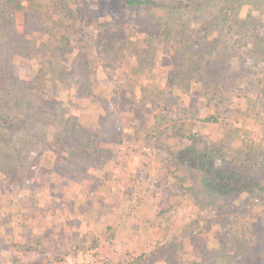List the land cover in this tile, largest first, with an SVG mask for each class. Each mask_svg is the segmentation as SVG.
Returning <instances> with one entry per match:
<instances>
[{
  "label": "rangeland",
  "instance_id": "obj_1",
  "mask_svg": "<svg viewBox=\"0 0 264 264\" xmlns=\"http://www.w3.org/2000/svg\"><path fill=\"white\" fill-rule=\"evenodd\" d=\"M22 1L27 10L29 0ZM56 1L55 8H72L69 19L56 10L53 16L60 19L56 31L68 35L75 51L90 55L93 71L90 92L75 96L71 88L78 79V59L63 60L76 69L67 78L73 97L65 100L64 112L90 122L93 144L109 151L75 149L79 156L69 163V150L54 153L38 144L28 158L25 156V169L17 179L0 176V264H10L13 256L23 263L170 264L166 255L158 253L169 240L178 245V264H242L237 250L247 247L253 222L264 221V206L243 205L241 214L217 216L197 204L186 190L189 180L183 183L178 179L188 176L186 169L177 168L168 153L180 145L172 134L184 115L178 114L179 119L169 126L163 124L160 131L153 126L156 106L172 96L168 87L171 48L160 45L155 55L143 59L139 54L143 47L135 42L134 23H116L111 0ZM35 20L30 16L31 29ZM41 24L49 30L48 19L43 18ZM116 32L121 33L119 37ZM115 38L127 42L120 45L121 51L112 48ZM37 62L17 59L16 74L29 83ZM52 65L54 69L61 66L57 62ZM99 92L107 96L106 106L97 100ZM46 98L36 100L39 108L32 109L37 119L40 113L47 119L53 110ZM187 102L182 95L180 103L186 107ZM258 102L261 100H253L256 107L251 113L257 117L262 113L256 112L264 110V103L257 107ZM110 122L119 132L115 142L106 135ZM191 122L186 129L213 144L223 137L217 126L190 127ZM40 126L38 121L36 127ZM255 137L253 159L261 162L264 149L259 133ZM247 145L239 146L245 149ZM29 170L33 171L30 178ZM24 245L33 248L22 249Z\"/></svg>",
  "mask_w": 264,
  "mask_h": 264
},
{
  "label": "trees",
  "instance_id": "obj_2",
  "mask_svg": "<svg viewBox=\"0 0 264 264\" xmlns=\"http://www.w3.org/2000/svg\"><path fill=\"white\" fill-rule=\"evenodd\" d=\"M111 1L116 23H134L133 35L137 47H143L139 52L143 59L155 55L160 45L171 48L172 79L168 87L172 96L156 106L153 126L160 131L163 124L169 126L179 119L178 114L184 115L172 134L180 145L168 153L174 165L188 173L185 178L178 176L183 183L189 180L186 190L197 204L217 216L241 214L243 205L264 206V161L253 159L257 144L252 143L258 140L257 132L264 149V110L256 112L262 116L251 115L256 107L253 100H261L257 107L264 103V0ZM23 2L0 0V176L12 180L25 169V156L28 158L38 144L54 153L69 150V163L79 156L75 149L109 151L93 144L95 133L90 122H83L77 114H66L63 107L65 100L73 97L67 78L76 72L63 60L77 57L78 79L71 91L75 96H85L93 87L90 55L75 51L68 35L56 31L60 20L53 16L58 9L56 0H29L27 10ZM58 10L64 18H71L70 6H59ZM125 12L130 15L125 16ZM30 16L36 19L33 29ZM43 18L48 19V31L42 27ZM122 42L115 38L113 50L121 51L120 45L127 44ZM17 59L38 60L29 83L15 72ZM53 62L61 66L54 69ZM95 95L106 106L107 96L101 92ZM182 95L188 99L186 107L180 103ZM43 97H48L53 110L47 119L41 113L37 119L32 109L39 108L36 100ZM38 121L40 127H36ZM190 122V127L217 126L223 130V137L213 144L186 129ZM118 134L110 122L106 135L115 142ZM242 143L248 144L245 149L239 146ZM32 175L29 170L27 176ZM177 246L176 241L169 240L158 253L166 255L170 264H178ZM237 256L242 264H264L262 219L253 222L248 245L238 249ZM10 264L44 263H23L13 256Z\"/></svg>",
  "mask_w": 264,
  "mask_h": 264
}]
</instances>
